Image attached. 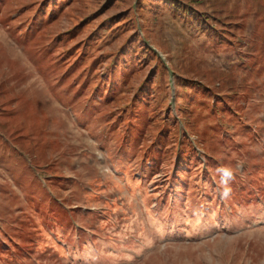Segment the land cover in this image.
Segmentation results:
<instances>
[{"label": "rangeland", "instance_id": "374dc122", "mask_svg": "<svg viewBox=\"0 0 264 264\" xmlns=\"http://www.w3.org/2000/svg\"><path fill=\"white\" fill-rule=\"evenodd\" d=\"M0 264H264V0H0Z\"/></svg>", "mask_w": 264, "mask_h": 264}, {"label": "clouds", "instance_id": "9594fccd", "mask_svg": "<svg viewBox=\"0 0 264 264\" xmlns=\"http://www.w3.org/2000/svg\"><path fill=\"white\" fill-rule=\"evenodd\" d=\"M231 175V173L230 172H228L227 170H225L224 171V176H230ZM227 189H225V192L223 193L224 195H226L227 194Z\"/></svg>", "mask_w": 264, "mask_h": 264}]
</instances>
